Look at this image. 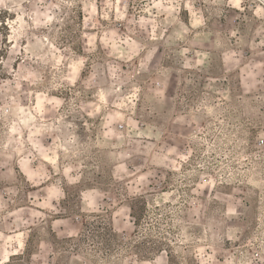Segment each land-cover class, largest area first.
<instances>
[{
    "label": "rangeland",
    "instance_id": "374dc122",
    "mask_svg": "<svg viewBox=\"0 0 264 264\" xmlns=\"http://www.w3.org/2000/svg\"><path fill=\"white\" fill-rule=\"evenodd\" d=\"M5 2L0 253L10 245V264H261V0ZM51 4L56 19L34 25Z\"/></svg>",
    "mask_w": 264,
    "mask_h": 264
},
{
    "label": "clouds",
    "instance_id": "9594fccd",
    "mask_svg": "<svg viewBox=\"0 0 264 264\" xmlns=\"http://www.w3.org/2000/svg\"><path fill=\"white\" fill-rule=\"evenodd\" d=\"M21 2H23V0H21ZM61 2H63V0H61ZM228 2L236 9H240L241 8V0H228ZM261 3L264 4V0H261ZM0 6L4 7V8H8L9 7V4L5 2V0H0ZM41 6H44L43 5V2L41 0ZM20 5L19 4H15L13 6L12 9L10 10H14L16 8H19ZM59 7L58 4H51L50 6H48L46 8L45 11L41 12L40 13V16H42L44 19L41 21L40 19H35L34 18V14L30 15V18H33V22H34V25H49L53 22V20L56 19V16L54 14H50L51 13V9L53 8H57ZM157 8L160 7L159 4L156 5ZM95 11V8L93 7V12ZM171 15V13H169ZM193 17L196 16V13L193 12L192 13ZM256 15L264 18V7H260L256 10ZM105 18H107V13H105ZM117 19H122V16H118ZM149 23L148 21L146 20H143L141 19L140 21V25L141 27H144L145 24ZM195 23L197 24H201L202 23V20L201 19H197L195 21ZM93 27H96L95 24L92 25ZM153 28L155 29V23L153 22ZM185 31H187V29L185 28L184 29ZM113 36L116 35L115 32H112ZM10 39H17L16 36H13V37H10ZM96 39V37L92 36V37H89V42L92 43L94 42ZM38 44H40L39 41H37ZM102 43L107 46L108 44V40L107 39H103L102 40ZM125 43H127V41H125ZM41 47H43L42 44H40ZM13 47L15 48L16 45H13ZM113 47H115V45H113ZM28 51H31V48L27 49ZM95 50V47L93 46L92 48H89L88 51L91 52V51H94ZM50 52H52V49H50ZM136 53L133 52L132 55H128L127 56V59L128 60H131L132 59V56L135 55ZM152 56V52L150 51L148 53V58L150 59ZM52 58L55 60V64L53 65V67H57L61 64V60L64 59V57H60L58 55H55L53 54ZM85 65H86V59L81 57L80 59H78L77 61L73 62V63H70L68 65V68L70 69V71L67 73V75L64 77V79L66 81H68V84L69 85H73V86H76L77 85V80H78V77H79V73L81 72L82 69L85 68ZM144 65H141V68H143ZM111 74L113 77H115L116 79H118V77H116V72H115V69H113L111 71ZM32 74L30 73L29 76H31ZM29 76H24L22 77L24 80H28L29 79ZM20 77L18 76V79ZM32 83H35V80L31 81ZM17 87H19V84H17ZM116 91H119V89L117 88ZM140 92V88L139 87H135L133 89V97ZM98 97H99V100L101 102H105V93L101 90L99 93H98ZM56 104H60V101L57 100L56 101ZM118 107H123V104L121 105H118ZM40 109V102L38 101L37 102V110ZM21 112H23L24 110L21 108L20 109ZM97 110L94 108L93 111H90L87 113V115L89 116H92L95 114ZM29 118L31 119V116L29 115ZM109 122H111V118H109ZM21 123H24V124H27V121L26 120H21ZM12 131L13 132H16L18 131L17 127L14 125L13 128H12ZM39 131V129L37 130ZM256 133H259V139L261 140H264V127H260L256 130ZM254 133V135L256 134ZM108 135H111V133H107ZM29 139H31V137H29ZM33 147L37 148L38 150L40 151H43L42 149L39 148L38 144H34ZM178 170V169H177ZM147 180V177L146 176H141L139 177V180L138 181H135V183H139V181H146ZM34 215H36V213H34ZM23 236V233H21V235H17L16 237H11L9 236L7 238L8 241H12L13 239H15L16 241H20L21 238ZM163 246L161 247L160 249V253H161V256H168L169 255V252H165L163 249L167 247V245H164L162 244ZM10 247V245H8L6 243L5 245V250L0 253V264H10V261H9V256H10V253L7 249ZM13 251L15 252H20L21 251V248H15ZM12 251V252H13ZM258 256H260L261 258V264H264V241L261 242V252L257 253ZM128 259H131V257H129ZM128 259H124L122 261L119 262V264H128ZM156 264H163L162 260L160 259V257H157V260H156ZM170 264H171V261H170ZM247 264H252V261H247Z\"/></svg>",
    "mask_w": 264,
    "mask_h": 264
}]
</instances>
